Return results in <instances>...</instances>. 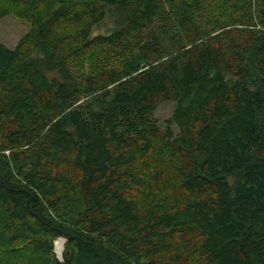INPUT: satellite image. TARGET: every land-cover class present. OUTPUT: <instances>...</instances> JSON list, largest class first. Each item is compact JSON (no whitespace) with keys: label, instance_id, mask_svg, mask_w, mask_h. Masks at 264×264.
<instances>
[{"label":"trees","instance_id":"1","mask_svg":"<svg viewBox=\"0 0 264 264\" xmlns=\"http://www.w3.org/2000/svg\"><path fill=\"white\" fill-rule=\"evenodd\" d=\"M11 14L31 25L0 42V264H158L172 239L189 264H264V0H0Z\"/></svg>","mask_w":264,"mask_h":264},{"label":"rangeland","instance_id":"2","mask_svg":"<svg viewBox=\"0 0 264 264\" xmlns=\"http://www.w3.org/2000/svg\"><path fill=\"white\" fill-rule=\"evenodd\" d=\"M20 5L21 4H19V6ZM111 24H112L111 19L107 17L102 25L94 28L92 35L97 34L99 32L107 31V29L111 26ZM30 25H31V18L29 15H26L25 17H21L20 15L17 14H11L3 17L2 19H0V42L9 48H14L17 45L18 41L27 33V31L30 28ZM119 57L120 54L117 56V58ZM86 61L87 60H85L84 68L88 69V63ZM54 76H56L55 72L49 73V77H54ZM173 107H174V102L164 101L158 105V107L154 112V115L158 121V125L162 130H165L167 128V124H168L167 121L171 117ZM173 175L174 172L172 173V176ZM172 181L173 179H170V181L167 183L168 184L167 186H171L173 188ZM145 189L147 191V186H145ZM170 193L169 194L171 198H174V200L178 198L176 190L175 192L173 191ZM137 196L140 198V201H138L137 204L141 208H146L148 206V201H146V199L139 194H137ZM57 240L58 239H56V241ZM183 243L184 242H182L181 239L170 240V243L166 246L168 247V250L166 252L164 251L162 252L163 255H166L168 253V256L167 257L160 256L158 259L159 260L158 264H178L177 262H175L177 260H183L184 264H189L190 262L195 263V261H199V258L197 257L196 254H194V252H190L189 250H187L190 246H188L186 243L185 244ZM175 254L179 255L178 258ZM55 255L56 257H58L56 252ZM32 261H35L38 264H43V260L40 258H33Z\"/></svg>","mask_w":264,"mask_h":264},{"label":"bare ground","instance_id":"3","mask_svg":"<svg viewBox=\"0 0 264 264\" xmlns=\"http://www.w3.org/2000/svg\"><path fill=\"white\" fill-rule=\"evenodd\" d=\"M62 245H63V241L59 238V239L56 241L55 249H54L55 252H56V254L62 252Z\"/></svg>","mask_w":264,"mask_h":264},{"label":"water","instance_id":"4","mask_svg":"<svg viewBox=\"0 0 264 264\" xmlns=\"http://www.w3.org/2000/svg\"><path fill=\"white\" fill-rule=\"evenodd\" d=\"M60 239H61V240L63 241V243H64L65 239H64V238H60ZM62 250H63V245H62ZM57 255H58V258H59V259L62 258L61 252H60V253H57Z\"/></svg>","mask_w":264,"mask_h":264}]
</instances>
